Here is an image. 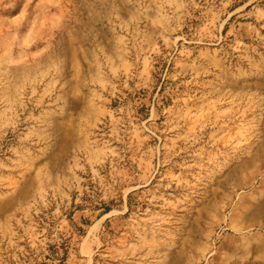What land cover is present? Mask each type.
Listing matches in <instances>:
<instances>
[{
  "label": "rangeland",
  "instance_id": "1",
  "mask_svg": "<svg viewBox=\"0 0 264 264\" xmlns=\"http://www.w3.org/2000/svg\"><path fill=\"white\" fill-rule=\"evenodd\" d=\"M0 264H264V0H0Z\"/></svg>",
  "mask_w": 264,
  "mask_h": 264
}]
</instances>
